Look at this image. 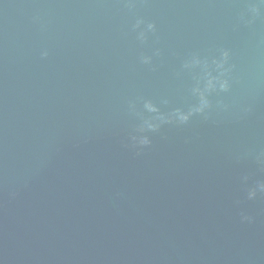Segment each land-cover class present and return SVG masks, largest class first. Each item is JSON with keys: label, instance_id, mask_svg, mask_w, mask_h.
<instances>
[{"label": "water", "instance_id": "obj_1", "mask_svg": "<svg viewBox=\"0 0 264 264\" xmlns=\"http://www.w3.org/2000/svg\"><path fill=\"white\" fill-rule=\"evenodd\" d=\"M261 184L260 0H0V264H264Z\"/></svg>", "mask_w": 264, "mask_h": 264}, {"label": "clouds", "instance_id": "obj_2", "mask_svg": "<svg viewBox=\"0 0 264 264\" xmlns=\"http://www.w3.org/2000/svg\"><path fill=\"white\" fill-rule=\"evenodd\" d=\"M261 3H264V0H260ZM254 14H257L259 9L256 6H253L252 9ZM249 23L251 21H248ZM142 23L141 20H137V26ZM148 29H154L155 25L153 23H149L147 25ZM141 37H143L144 33L141 32ZM42 56H47L48 52L47 50H44L41 53ZM230 57L229 52L227 50H223L221 52L220 59L214 60L213 63L216 65L218 69H220V73L218 76H211L210 73H206L207 75V81L204 85V88L201 89L200 87H196L193 91L198 93L199 95V102L198 104L192 106L189 108L188 111H182L181 109L177 108L175 111L167 116L164 114H160L157 117L153 119L146 120L143 125L139 128V131L141 133H144L146 131H157L162 124L168 123L171 121H175L177 123L183 124L189 120V118L194 113H200V114H207L206 110L211 107V101L209 100V94L212 92H227L230 88V80H229V73L231 72L232 66L228 64ZM149 60L148 57L144 58V61L147 63ZM191 64L198 65L201 63V61L198 58H194L191 62ZM227 65V67H226ZM186 67L189 66L188 64L185 65ZM205 68H207V64L204 65ZM144 107L152 113H158L159 109L156 107L155 104H153L150 100L145 101ZM222 107L227 108V105H222ZM133 146H145L149 145L151 143V140L148 135H139L134 136L133 138ZM260 189L264 191V184L260 185ZM256 194L255 190H252L249 192V198L254 197ZM243 220L250 221L251 217L245 216L242 218Z\"/></svg>", "mask_w": 264, "mask_h": 264}]
</instances>
